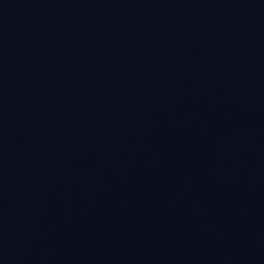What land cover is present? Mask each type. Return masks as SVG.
I'll use <instances>...</instances> for the list:
<instances>
[{
  "label": "water",
  "instance_id": "95a60500",
  "mask_svg": "<svg viewBox=\"0 0 264 264\" xmlns=\"http://www.w3.org/2000/svg\"><path fill=\"white\" fill-rule=\"evenodd\" d=\"M0 264H264V0H0Z\"/></svg>",
  "mask_w": 264,
  "mask_h": 264
}]
</instances>
